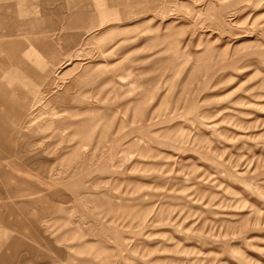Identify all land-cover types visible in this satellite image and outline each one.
<instances>
[{"label":"rangeland","instance_id":"rangeland-1","mask_svg":"<svg viewBox=\"0 0 264 264\" xmlns=\"http://www.w3.org/2000/svg\"><path fill=\"white\" fill-rule=\"evenodd\" d=\"M0 264H264V0H0Z\"/></svg>","mask_w":264,"mask_h":264}]
</instances>
